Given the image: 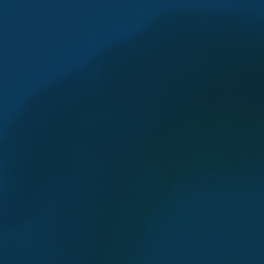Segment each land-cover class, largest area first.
I'll return each mask as SVG.
<instances>
[{
	"label": "water",
	"instance_id": "obj_1",
	"mask_svg": "<svg viewBox=\"0 0 264 264\" xmlns=\"http://www.w3.org/2000/svg\"><path fill=\"white\" fill-rule=\"evenodd\" d=\"M0 264H264V0H0Z\"/></svg>",
	"mask_w": 264,
	"mask_h": 264
}]
</instances>
